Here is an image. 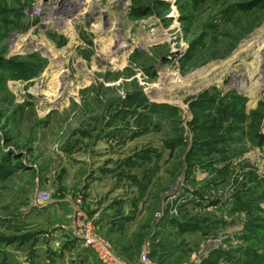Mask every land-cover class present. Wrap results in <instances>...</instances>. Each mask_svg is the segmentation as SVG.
I'll return each instance as SVG.
<instances>
[{
    "label": "rangeland",
    "instance_id": "1",
    "mask_svg": "<svg viewBox=\"0 0 264 264\" xmlns=\"http://www.w3.org/2000/svg\"><path fill=\"white\" fill-rule=\"evenodd\" d=\"M58 192L124 264H264V0H0V264Z\"/></svg>",
    "mask_w": 264,
    "mask_h": 264
},
{
    "label": "crops",
    "instance_id": "2",
    "mask_svg": "<svg viewBox=\"0 0 264 264\" xmlns=\"http://www.w3.org/2000/svg\"><path fill=\"white\" fill-rule=\"evenodd\" d=\"M102 182V189L109 190L84 192L86 202L83 208L100 234L114 240L126 221L129 201L127 192H117L120 179L111 175ZM74 193L58 192L55 200L30 204L25 210L24 239L14 240L15 246L12 248L16 258L20 260L21 257L22 264H101L92 250L84 247L78 238L80 227L77 220L75 222L76 212L82 209L83 204L75 201L78 192L73 197ZM130 230L125 224L122 232L126 234Z\"/></svg>",
    "mask_w": 264,
    "mask_h": 264
},
{
    "label": "built area",
    "instance_id": "3",
    "mask_svg": "<svg viewBox=\"0 0 264 264\" xmlns=\"http://www.w3.org/2000/svg\"><path fill=\"white\" fill-rule=\"evenodd\" d=\"M42 6L35 5L32 10L33 17H40L42 14ZM52 196L48 193L37 194V201H50ZM80 230L78 233L79 240L82 241L84 247L89 248L94 253L96 259L101 264H124L118 256L115 255L113 248L108 242L100 240L96 235H94L93 230L90 225L86 224L83 219L80 220Z\"/></svg>",
    "mask_w": 264,
    "mask_h": 264
},
{
    "label": "bare ground",
    "instance_id": "4",
    "mask_svg": "<svg viewBox=\"0 0 264 264\" xmlns=\"http://www.w3.org/2000/svg\"><path fill=\"white\" fill-rule=\"evenodd\" d=\"M253 72H255V71H253ZM250 75H252V72H250ZM250 75H249V76H250ZM253 84H254V83H253ZM243 88H244V87H243ZM161 99H162V98H161ZM169 100H170V99H169ZM166 101H167V100H165V101H163V102H166Z\"/></svg>",
    "mask_w": 264,
    "mask_h": 264
}]
</instances>
